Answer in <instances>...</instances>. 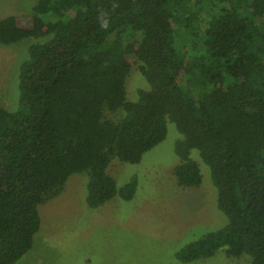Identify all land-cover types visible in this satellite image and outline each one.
<instances>
[{
    "label": "trees",
    "instance_id": "trees-1",
    "mask_svg": "<svg viewBox=\"0 0 264 264\" xmlns=\"http://www.w3.org/2000/svg\"><path fill=\"white\" fill-rule=\"evenodd\" d=\"M25 19H0V47L35 40L19 108L0 107V264L33 248L40 206L76 173L92 209L133 200L138 181L118 187L109 167L140 164L169 122L181 136L177 184H202L197 150L229 219L178 259L225 249L264 264V0H38ZM133 62L144 86L129 100Z\"/></svg>",
    "mask_w": 264,
    "mask_h": 264
},
{
    "label": "rangeland",
    "instance_id": "rangeland-1",
    "mask_svg": "<svg viewBox=\"0 0 264 264\" xmlns=\"http://www.w3.org/2000/svg\"><path fill=\"white\" fill-rule=\"evenodd\" d=\"M37 1L0 0V19L14 16L28 28L30 20L25 17L32 15ZM34 42L0 47V107L9 111L20 106V70ZM131 65L129 100L144 86L138 64ZM107 117L118 121L122 112ZM177 139L181 136L169 122L166 140L146 153L140 164L113 160L108 173L118 187L138 181L131 201L115 197L92 209L87 204V174L72 175L61 195L40 206L41 229L33 248L16 264H252L248 256H227L225 249L192 263L178 259L185 246L225 228L229 219L219 208L218 189L197 150L191 158L200 166L202 184L198 188L177 184Z\"/></svg>",
    "mask_w": 264,
    "mask_h": 264
}]
</instances>
